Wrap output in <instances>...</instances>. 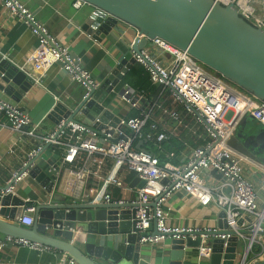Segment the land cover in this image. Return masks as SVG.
<instances>
[{
  "label": "built area",
  "instance_id": "built-area-1",
  "mask_svg": "<svg viewBox=\"0 0 264 264\" xmlns=\"http://www.w3.org/2000/svg\"><path fill=\"white\" fill-rule=\"evenodd\" d=\"M217 1L224 5H233L242 17L264 30V0ZM0 2L37 36L38 45L29 53L27 61L38 73L45 74L53 65L63 63V68L70 78L85 88L84 97L90 95L92 88L100 86L101 81L80 62V59L72 56L69 46L60 43L50 34L47 26L36 19L33 11L25 3L21 0ZM84 4L86 3L82 0L74 2L76 8ZM151 41L159 53H154L147 46L136 52L133 50L134 42L130 49L136 62L148 70L152 82L162 86L160 96L164 99L144 107L147 102L144 93L136 91L129 84H124L120 90L115 88L111 94L129 109L140 110L139 115L120 116L117 126H112V119H109L111 123L106 122L102 129L63 119L51 132L41 136V143L28 152L21 167L9 178L8 188L0 189V195L16 192L18 183L30 175L28 166L31 160L46 144H50L63 149V165H70V172L76 177L75 180L69 181L71 184L83 187L90 174L97 176V184L90 188L91 198L87 201L100 199L109 202L115 198L109 192L100 196L102 193L100 189L107 185L123 187L122 178L116 171L107 175L100 171L107 160H113L118 168L124 167L144 181L142 186L136 187L135 198L130 200L117 198L115 201L140 204L137 213L138 228H149L155 221L158 233L143 237L142 242L145 244H158L168 238L180 239L184 237L182 234L185 232L201 230L168 224V213L164 205L177 190L185 191L202 205L215 202L224 208L229 230H237L239 219H243L244 224V215H250L253 222L249 221L250 225L247 228L252 227L255 231L264 232V205L259 203L257 188L246 176L241 157L228 145V140L246 115L253 116L264 126V101L242 91L224 77L208 71L206 65L192 56L188 50L159 37ZM166 100L171 101V106L164 104ZM179 106H182L184 111L180 110ZM157 111L164 117L163 122L156 119ZM1 112L8 116L13 129L21 130L22 126L32 124V118L28 114L20 111L18 105L5 100L0 93ZM166 118L172 123L183 125L184 123L187 125V120L193 121L204 128L203 134L195 131L204 142L191 149L186 162L176 163L173 160L161 162L160 158L144 145L142 148L136 145L137 140H156L160 143L168 134L171 135L172 129H169L170 125L167 124ZM99 121V118L94 120ZM148 124L149 131L145 132ZM28 133L33 135L34 131ZM184 143L188 146V142ZM206 169L214 170L222 176L223 182L220 187H212L205 181L203 171ZM225 187L229 189L228 192H225ZM153 202H156L155 206ZM26 203L19 222L31 227L36 220L34 215L36 205L30 200H26ZM258 235L261 233L246 237L244 248L246 257L236 264H255L258 259H264V244L257 239ZM230 236L229 233L221 235L222 238ZM9 242L33 249H51L25 238L0 236V248ZM259 243L261 251L255 253L256 257H250L255 252V245ZM197 251L200 259L209 258L212 247L204 241ZM58 264L78 263L74 259H66Z\"/></svg>",
  "mask_w": 264,
  "mask_h": 264
},
{
  "label": "water",
  "instance_id": "water-1",
  "mask_svg": "<svg viewBox=\"0 0 264 264\" xmlns=\"http://www.w3.org/2000/svg\"><path fill=\"white\" fill-rule=\"evenodd\" d=\"M82 1L95 8L84 27L93 39L101 41V33H109L118 21H124L138 31L134 51L153 45L151 39L162 38L188 50L206 65L208 71L264 101V30L242 17L233 5H224L217 0ZM74 54L72 56L78 59ZM136 63L130 49L100 86L91 89L89 96L74 102L58 101L47 117L56 125L65 119L94 129H102L108 118H113L115 121L111 125L117 126L120 116L107 108L105 101ZM34 82L0 50V90L13 96L10 102L17 105ZM18 108L28 114L26 107ZM96 118L100 121L94 122ZM30 125L21 129L28 130ZM263 135L264 128L256 133L244 130L243 134L235 130L228 145L235 140L254 156L264 155V146L262 148L255 142ZM144 143L140 140L137 147L142 148ZM49 147L50 144H46L28 167L29 174L51 193L50 198L37 204L35 223L28 227L19 222L27 204L25 199L16 192L0 195V234L39 242L56 249L59 259H74L78 264H152L142 238L158 233L155 221L149 228L137 227L139 203H120L115 199L109 202L61 199L53 190L61 178L64 158ZM49 155H53V159L45 162ZM134 184L142 186L144 181L136 177ZM8 185L0 189L6 190ZM221 217L224 221L215 231L196 230L183 233L184 237L180 239L168 238L171 249L169 264H183L187 248L196 250L204 241L212 247L210 264L242 262L246 257V237L264 232L255 231L252 227L241 228L243 219H239L237 230H229L226 211ZM249 221L252 223L253 219L249 218ZM227 233L231 236L221 237ZM255 264H264V259H258Z\"/></svg>",
  "mask_w": 264,
  "mask_h": 264
},
{
  "label": "crops",
  "instance_id": "crops-1",
  "mask_svg": "<svg viewBox=\"0 0 264 264\" xmlns=\"http://www.w3.org/2000/svg\"><path fill=\"white\" fill-rule=\"evenodd\" d=\"M21 1L33 11L36 19L47 26L50 34L55 36L60 43L69 46L72 54L75 53L80 62L101 82L129 53L132 43L138 37V31L134 26L124 21H118L109 33H101V41L93 39L84 28L95 10L93 6L88 4L76 8L74 6L75 0ZM37 45V36L33 34L31 29L16 15L11 14L0 2V50L11 62L27 72L35 81L26 92V96L17 104L18 107H26L28 115L32 118V124L28 130L13 129L8 116L3 112L0 113V187H4L11 175L21 167L28 152L41 143V136L48 134L56 127L54 121L47 117L55 103L61 100L74 102L81 99L85 93V88L80 83L73 81L60 63L53 65L45 74L38 73L27 61L29 53ZM147 47L154 53H159L153 45H147ZM123 85L122 81L116 89L120 90ZM0 93L7 101L13 99L12 95L6 94V96L3 89L0 90ZM105 106L119 116H131L130 114L135 111V109H129L121 104L113 94L107 96ZM160 113L159 111L156 112V119L163 122L164 117H161ZM109 119L111 118H108L107 122L110 121ZM113 121L115 120L112 118L111 122L113 123ZM186 122L187 125L175 122L170 124L167 120V124L170 125L169 129L173 130H170L172 135L182 139L181 141L188 142V146L179 153L170 152L166 155L170 160L175 157L177 163L186 162L191 149L204 142L202 137L195 134L196 130L203 134V126L193 121ZM255 122L258 121L253 116L246 115L236 130L243 134L244 130L256 133L259 129L264 128L263 125L259 128ZM29 131H34V134L28 133ZM255 142L263 148L264 135ZM230 147L241 157L244 172L257 188L259 203L264 205V158H262L264 155L256 154L254 156L252 152L249 153L245 148H241V145L239 146L235 140H232ZM49 148L54 153L63 155V149L56 145H50ZM53 157V155H49L45 162H49ZM92 168L96 167L92 166ZM70 170V165H63L61 178L56 182L53 190L54 194L66 201L89 200L91 198L90 188L97 184V176L90 174L85 186L81 187L69 182L76 178ZM100 171L103 175L116 171L122 178L123 185V187L103 186L100 189L102 192L100 196L109 192L115 199L130 200L136 197V187L139 184H134L137 177L134 172L128 171L124 167L118 168L113 160H107ZM203 177L212 187H220L223 182L222 176L214 170H204ZM224 190L225 192L229 191L226 187ZM16 193L25 201L30 200L36 206L51 196V193L31 175L18 183ZM164 207L168 213L167 222L171 226L201 230L218 229L224 221V218L221 217L225 211L224 208L215 202L202 205L183 190L175 191L167 199ZM23 213L24 207L20 216ZM249 218L252 217L244 215V224L241 228L245 229L250 225ZM0 236L4 235L0 234ZM195 238L193 237V239ZM257 239L264 244V233L258 235ZM169 243V240H165L158 244L147 243L145 245L147 256L151 258L152 264L170 263L171 249ZM256 246L260 247V243ZM255 253L251 255L252 258L256 257ZM57 254L58 251L54 248L39 250L11 242L0 248V264H58L66 260L65 257L59 259ZM183 264H210V259L207 257L200 259L197 249L187 248Z\"/></svg>",
  "mask_w": 264,
  "mask_h": 264
},
{
  "label": "trees",
  "instance_id": "trees-1",
  "mask_svg": "<svg viewBox=\"0 0 264 264\" xmlns=\"http://www.w3.org/2000/svg\"><path fill=\"white\" fill-rule=\"evenodd\" d=\"M123 84H129L132 86L136 91H139L141 93H144L147 97V102L144 105V107H147L148 105L151 106L158 100H163V96H160L162 93V86L154 84L150 78V74L148 70L145 68L144 65L140 63H136L126 74ZM166 106H171V101L166 100L164 103ZM179 109L184 111L182 106H179ZM140 110L135 109L133 113L130 115H139ZM167 121V118H166ZM169 121V120H168ZM189 121V120H187ZM170 122V121H169ZM172 124V122H170ZM149 124L145 127V132L149 131ZM182 139H179L177 136L168 134V137L162 141L158 142L156 140H145L144 147L150 150L151 152L155 153L161 160V162H165L167 160H170L167 154H170V152H174L175 154L179 153L183 150L184 147H186L184 141H181ZM139 140L136 141V145L138 144ZM174 162H176L175 157L172 158ZM177 163V162H176ZM261 247L256 246L255 252H260Z\"/></svg>",
  "mask_w": 264,
  "mask_h": 264
},
{
  "label": "rangeland",
  "instance_id": "rangeland-1",
  "mask_svg": "<svg viewBox=\"0 0 264 264\" xmlns=\"http://www.w3.org/2000/svg\"><path fill=\"white\" fill-rule=\"evenodd\" d=\"M235 86V85H234ZM238 88V87H237ZM255 125H257L259 128L262 127V124L260 122H255Z\"/></svg>",
  "mask_w": 264,
  "mask_h": 264
}]
</instances>
